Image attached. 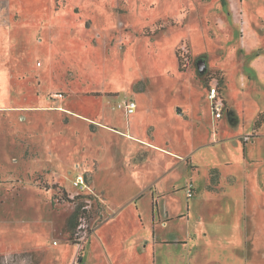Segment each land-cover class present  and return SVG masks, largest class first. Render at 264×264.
<instances>
[{"label":"rangeland","instance_id":"rangeland-1","mask_svg":"<svg viewBox=\"0 0 264 264\" xmlns=\"http://www.w3.org/2000/svg\"><path fill=\"white\" fill-rule=\"evenodd\" d=\"M104 239L114 264H264V0H0V264Z\"/></svg>","mask_w":264,"mask_h":264},{"label":"built area","instance_id":"built-area-1","mask_svg":"<svg viewBox=\"0 0 264 264\" xmlns=\"http://www.w3.org/2000/svg\"><path fill=\"white\" fill-rule=\"evenodd\" d=\"M207 99L211 101V109L216 118H220L222 116V111L225 107L224 98L220 92L219 85L215 80L208 81L207 85ZM126 113H133L136 108V102L133 99H129L124 105ZM74 185H79L78 180H75ZM188 196L192 194V184L188 185L187 189ZM74 254L71 256L68 264H81V250L83 245L81 242L76 244Z\"/></svg>","mask_w":264,"mask_h":264},{"label":"crops","instance_id":"crops-1","mask_svg":"<svg viewBox=\"0 0 264 264\" xmlns=\"http://www.w3.org/2000/svg\"><path fill=\"white\" fill-rule=\"evenodd\" d=\"M206 94H207V87H206ZM225 105H226V102H225ZM134 113H135V111L133 113H130V114L125 112V114L128 115V116H130L131 114H134ZM215 135H217V129L215 131ZM127 136L130 137V138H133L132 136H129V135H127ZM164 151H166V150H164ZM168 153L171 154L170 152H168ZM154 210H156V213L158 212L157 203L154 204V202H153L152 203V213H153L152 226H153V229L155 230V227L157 225L162 224V222H167V221L171 220V218H168V213L166 212V214L164 215V218H161L159 216L160 215L159 214L158 215V219H157V217L155 218V216H154L155 215L154 214ZM179 217H181V216H179ZM154 218L157 219V220H155ZM107 219H108L107 217L106 218L104 217V219L102 221H100L96 226L102 224ZM154 233H155V231H154ZM145 240H146V237H143V239H140V238L138 239V243L140 245V248H139L140 251L146 248V241ZM142 241H143V244L141 245V242ZM151 243H152V248H153L152 251H154L157 247H160L161 245L167 244L169 242H168V240H165V239H156L155 238V235H154V236H152V242ZM84 250H85V248H84ZM97 250H99V249H97ZM109 250H110L109 249V246L107 245L106 240L104 239V242L102 241V245H101V250H100L101 252L99 251V253L97 252L94 255V259H95L96 264H114L113 262H111L110 259H109V262H108L107 257H105L106 255H108V257H110L111 259H113V256H114L113 255V252H110ZM82 263H83V261H82Z\"/></svg>","mask_w":264,"mask_h":264},{"label":"trees","instance_id":"trees-1","mask_svg":"<svg viewBox=\"0 0 264 264\" xmlns=\"http://www.w3.org/2000/svg\"><path fill=\"white\" fill-rule=\"evenodd\" d=\"M261 125V121L258 119L256 120L254 126L257 128H259ZM88 217L89 216V213H88V210L82 206V205H79V206H76L73 213L70 215L69 219H68V227L70 230H74V228L77 227L78 225V221L80 219H82L83 217ZM74 232V231H73Z\"/></svg>","mask_w":264,"mask_h":264}]
</instances>
